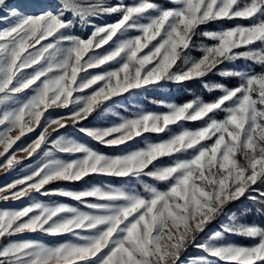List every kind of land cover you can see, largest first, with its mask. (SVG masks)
Wrapping results in <instances>:
<instances>
[{
    "label": "snow or ice",
    "instance_id": "6c2138e0",
    "mask_svg": "<svg viewBox=\"0 0 264 264\" xmlns=\"http://www.w3.org/2000/svg\"><path fill=\"white\" fill-rule=\"evenodd\" d=\"M197 80L219 95L85 123ZM18 153L40 160L0 187L22 202L0 208V264H264V225L241 222L264 216V0H0V170Z\"/></svg>",
    "mask_w": 264,
    "mask_h": 264
},
{
    "label": "rangeland",
    "instance_id": "374dc122",
    "mask_svg": "<svg viewBox=\"0 0 264 264\" xmlns=\"http://www.w3.org/2000/svg\"><path fill=\"white\" fill-rule=\"evenodd\" d=\"M113 19H115V17H105L100 22L102 23L105 21L113 20ZM232 22H233V24L234 23H247V21H232ZM217 29H219V28H217ZM214 30H216V28ZM205 42H207V41H205ZM192 54L194 56H197V57L200 55V53L198 51H194ZM239 65L242 67L244 65V62L243 61L239 62ZM96 71H98V70H96ZM168 89H169L168 86H166L162 89H156V90L150 89L147 93H142V94L136 95V96H129L126 99L121 98L120 104L111 106L112 112H117L118 116H112L111 113H108L105 115V117H103L101 119H97L96 114H94L93 117H91L90 120L85 122V123L87 125H90V126L91 125H100L105 121L118 120L119 117H121V116H128V115L132 114L133 112L139 111V110H145V111H150V112L165 111L166 109H164V108L158 106L157 104L153 103V101L164 100L167 102L176 103L175 99H174V94H172L170 92V90H168ZM152 91H154V92H152ZM154 93H157L156 94L157 99L154 96ZM58 111L66 112L67 110H58ZM199 126H200V122H192V123L185 124V127H188V128H196ZM172 128H173V131L179 130L177 126H172ZM38 131L39 130H37V133H30L26 137L22 138V141L18 142V145H22V144H26V143L30 142L35 137V135L38 134ZM49 131H51V129H49ZM63 131L64 130H61V132H63ZM68 131H71V129H69ZM53 135H55V134H53ZM76 135L79 136L80 139L87 140L86 137L80 136V134H76ZM145 135L147 136V138L149 140H152V141H158V140L167 138L166 136H162V134H160L161 136L156 135V134H145ZM153 135H156V136H153ZM88 142L90 143L91 146L95 147L99 151L105 152V153L110 154V155L118 154L117 149L105 148L103 146L96 145L95 143H92L91 141H88ZM143 143H144V140L142 138H137V141L133 143V147H142ZM57 155L61 156L62 158H67V157H63V154H57ZM41 156H42V153H41ZM25 157H26V153H18L17 154V158L20 159L21 161H23V163L15 171L6 172L4 170H0V187L4 186L6 183H9L12 180H14L15 178H17L21 174V171H20L21 168L27 169V167L29 165L35 166V164L40 160V156H36L35 158H33L31 160L25 159ZM162 162L167 163L168 160L165 158ZM106 179L107 178H103V177H92V178H88L86 180V182H81L78 185H63V186H56V187H66V188H70L73 190H80L84 187L89 186L92 183H96V182H99L101 180H106ZM113 182H114V184L119 185V181H113ZM50 187H52V186H50ZM39 199H41L44 202H48V198L39 197ZM52 199L58 200L59 202L75 205V202L67 200L65 198H52ZM21 205H22L21 201H13V200H8L6 202L0 201V208H17V207H20ZM218 223L219 222H217L216 224H213L210 227L209 231L215 230L218 227ZM242 223H246V222H242ZM26 235H31V234H26ZM235 238L238 239L239 237L238 236H229L228 242L235 243L234 242ZM43 239L45 241H53L54 239L63 240V239H66V237H60V238L43 237ZM252 243H253V241L251 240L250 244H252ZM250 244H248V245H250ZM242 245H245V244H242ZM198 254L199 253H197L194 248H189L188 251L184 254V257H182V259H186L188 256L198 255Z\"/></svg>",
    "mask_w": 264,
    "mask_h": 264
},
{
    "label": "trees",
    "instance_id": "16d2710c",
    "mask_svg": "<svg viewBox=\"0 0 264 264\" xmlns=\"http://www.w3.org/2000/svg\"><path fill=\"white\" fill-rule=\"evenodd\" d=\"M232 24H233V22L224 21V22H218V23H215V24L208 25L207 27L209 28V30H214L215 28L217 29V28H222V27H230V26H232ZM217 81H221V78L216 76L215 74H210V75H208L207 77L204 78V82L211 83V82H217ZM222 82L228 84L229 86H232V85H234L236 83L235 80H228V81H222ZM167 86L169 88L168 90H170V92L172 94H174L175 102L178 103V104L179 103H184V102H186L188 100H191V99H193L196 96H200L204 100H211L215 96L219 95V92H216V91L211 92V93L207 92L202 87L201 81H198V80L197 81L188 82L182 88H177V86H175L173 84H168ZM152 92H154V91H152ZM156 94L157 93H154V96L157 99V95ZM153 136H156V135H153ZM162 136H165V135L162 134ZM92 143H94V142H92ZM80 183L81 182H79V183L61 182L58 185L54 184V185H51V186L52 187H56V186H63V185H78ZM231 207L232 208H238V207H240V205H232ZM241 221L242 222H246V223L256 222V223H259L261 225H264V216H259V215L255 214V213H253V214H250L247 217H241ZM236 238L234 240L235 243L245 244V245H248V244L251 243L250 239H246V238H242V237H239L238 239H236Z\"/></svg>",
    "mask_w": 264,
    "mask_h": 264
}]
</instances>
